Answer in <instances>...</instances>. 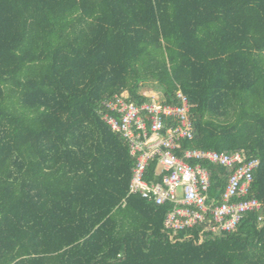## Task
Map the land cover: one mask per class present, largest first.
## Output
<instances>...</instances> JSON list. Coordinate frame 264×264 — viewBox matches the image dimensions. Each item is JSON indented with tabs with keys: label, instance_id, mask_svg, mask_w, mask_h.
Here are the masks:
<instances>
[{
	"label": "trees",
	"instance_id": "trees-1",
	"mask_svg": "<svg viewBox=\"0 0 264 264\" xmlns=\"http://www.w3.org/2000/svg\"><path fill=\"white\" fill-rule=\"evenodd\" d=\"M146 87L188 100L177 156L259 160L260 213L174 235L172 205L129 194L135 161L102 102L152 103ZM200 164L213 207L235 168ZM0 264H264V0H0Z\"/></svg>",
	"mask_w": 264,
	"mask_h": 264
},
{
	"label": "built area",
	"instance_id": "built-area-1",
	"mask_svg": "<svg viewBox=\"0 0 264 264\" xmlns=\"http://www.w3.org/2000/svg\"><path fill=\"white\" fill-rule=\"evenodd\" d=\"M180 105L158 101L140 107L121 95L102 102L103 121L127 142L134 167L129 194H137L156 205H172L164 229L172 234L195 229L210 219L214 235L234 232L247 213H260L262 206L255 198L247 199L253 174L259 160L243 161L240 153L187 150L176 155L180 143L193 138V123L187 98L177 93ZM170 119L175 125H169ZM157 159V170L164 173L162 183L150 185L144 178L150 161ZM235 168L228 177L221 201L207 205L210 174L200 162ZM180 189V191H178ZM261 218V217H260Z\"/></svg>",
	"mask_w": 264,
	"mask_h": 264
},
{
	"label": "rangeland",
	"instance_id": "rangeland-1",
	"mask_svg": "<svg viewBox=\"0 0 264 264\" xmlns=\"http://www.w3.org/2000/svg\"><path fill=\"white\" fill-rule=\"evenodd\" d=\"M141 92H143V95L147 96L148 98L152 100H155L158 102L161 101L162 96H161V93L157 89L146 87ZM178 191H180V189H178Z\"/></svg>",
	"mask_w": 264,
	"mask_h": 264
}]
</instances>
